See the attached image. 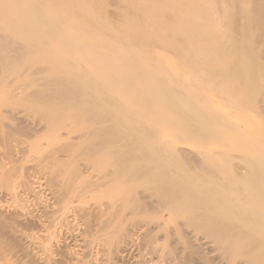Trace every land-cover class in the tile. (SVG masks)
Masks as SVG:
<instances>
[{
    "label": "bare ground",
    "instance_id": "bare-ground-1",
    "mask_svg": "<svg viewBox=\"0 0 264 264\" xmlns=\"http://www.w3.org/2000/svg\"><path fill=\"white\" fill-rule=\"evenodd\" d=\"M0 90L2 139L30 133L6 125L29 116L53 142L71 127L72 142L47 151L48 173L60 201L76 198L96 214L91 228H103L108 245L116 234L118 245L129 239L123 217L144 209L143 188L158 210L213 237L226 259L241 247L249 264L264 263V0H0ZM163 128L201 149L163 140ZM83 158L96 181L81 182ZM102 188L107 208L88 206ZM177 241L188 252V240ZM178 247L162 256L176 258Z\"/></svg>",
    "mask_w": 264,
    "mask_h": 264
},
{
    "label": "rangeland",
    "instance_id": "rangeland-1",
    "mask_svg": "<svg viewBox=\"0 0 264 264\" xmlns=\"http://www.w3.org/2000/svg\"><path fill=\"white\" fill-rule=\"evenodd\" d=\"M24 74L25 75H22L19 78L18 82H22L23 80L28 81V77L30 79V76H26L29 75V73L27 74L26 72ZM0 91V94H2L3 91ZM30 117L33 116H29L28 118L24 119L21 118L23 120H29H25V122L21 121L23 124L20 123L19 120H11L12 122L8 120L6 123L7 126H17V124L22 125V127L25 126V128H27L28 132L30 133H28L27 131H25V133L27 132L28 134L24 135L15 133V135L13 134L9 140L2 139L0 133L1 264H3L1 260H4L3 258L5 257L6 260L9 258V260L12 262H10L11 264H47V262L48 264H99L100 262H102V258L104 259V257H108V261H103L102 263L109 264L110 260L112 261V259L114 257L116 258V256H120V258L117 257L119 259H115L116 261L113 260L115 261L114 264H231L233 261L235 262V264L248 263L249 257L245 252L246 250L243 251L246 255L244 253V255H240L239 252L241 251V247H239V249L237 250L236 245H234V249L236 248L234 251L236 252L233 253L237 254V252L239 251V255L237 254L235 256L233 254L235 256V260L229 262V258L231 256L233 257V255H229V258L226 259L227 256L225 257V254L223 255L221 246H219V244H215L216 241L215 239H212L213 237L211 238L210 235V237H208L207 234H202L201 232H198L197 229L191 226H184L182 219H172L168 216V214L161 211L162 209L158 210L159 206L155 205L156 203L154 198L149 195V193L147 195L144 194L143 188H138L136 190V195L138 196V198H142L144 196V200L141 202V204L143 205V203H145L147 200L146 204H144L147 209L145 207L144 209L142 208L144 211L141 210V213L139 212L137 213V215H131L129 211L125 213L126 215L123 214V216L125 215L123 217L125 219L124 228L127 229V236L129 239L125 241V243H121V245H118L119 242L116 234V237H113V239L111 237L110 245H108V241L105 236L107 232L105 233V230H102L103 228L98 226L99 221L96 222L95 220L97 219L93 217V214L95 213H93L92 215L83 214L84 212H82V208L84 207L85 203L84 205L81 203L78 204L76 198H74V201H70L72 203L68 202L69 204H66L63 200L60 201V185H58L60 184V182H57L59 179H56V181L48 173L49 162H47L46 160V155L49 152L47 153V151L53 149L54 146H58V144L62 145L65 142H69L68 140L66 141V139H69L68 136L71 131V127H68V125H66L67 127L64 129L63 126V128H61L57 133L59 138H56L59 140V142H53L52 139L48 140L49 137L48 135L46 137L45 132H42L43 126L36 125L37 122H34V117L32 120L30 119ZM259 118L260 117L258 114L253 115V119L255 120H258ZM234 120L235 122L238 121L237 119ZM32 125H34V127H32ZM28 135H37V137H33L34 139H31ZM43 135H45L44 137L46 138H44ZM73 136L74 138L76 137L74 134ZM73 136H71L72 139ZM164 136L173 140L179 148L185 150L187 149V152L190 151L191 154L201 149L196 143H177L175 138L172 137V134L166 128L162 129L161 138H163V140ZM28 137L30 138V140ZM72 139H69L70 142H72ZM77 140L74 141L81 142L80 140ZM208 147L215 150L222 149V147L220 146L210 145ZM57 155L63 156L60 153H58ZM234 161H232L233 167L236 168L237 166L236 169L242 171L243 165L241 166L239 162ZM76 163L79 165V173H85V176H82L85 177L83 178V180L85 179V181L82 180L81 182H86L87 180L94 182L98 179V171L94 168V166H92V163L87 162L84 158L80 159ZM242 172H244V170ZM101 192L103 194L100 195L99 193ZM101 192L92 195V197L90 195V197L88 196V206L93 207L95 205V202L98 201L103 205V210L104 208H107L104 207V204L110 202L112 198L108 196L105 188H102ZM141 194L143 195L142 197ZM119 195H121V193ZM89 203L92 205H90ZM151 205L154 208H152ZM63 206L65 207L64 209L66 210L65 212L68 216L66 214L64 216V210H62ZM109 214L111 215V213ZM109 214L107 216H105L104 214V216L101 215V219L105 220L106 218L104 217L109 218ZM84 215H86V217L92 216L94 218V221L98 223L97 225L95 223V226L97 228L99 227L100 229L102 228L101 230H97L96 228V230L101 232H96L95 229L93 230L94 224H91L94 222L93 219L90 217L93 221L92 222L90 221V218L87 217V219ZM59 216H62L63 218L59 219ZM56 218H58V220H56ZM53 219H55V221ZM64 219H67V224L63 223V221H59ZM153 219L154 221H152ZM50 221L55 222L53 223V225L55 224L54 226L56 230L51 229L52 226L50 225L52 224H50ZM68 221L70 222V224L68 223ZM87 221L89 223H87ZM59 222L63 223L62 226L61 224H59ZM56 224L59 226H57ZM91 225H93V228H91ZM87 227L90 229V231ZM91 230H93V233L91 232ZM113 230L112 232L116 233V229ZM102 233L104 236L102 235ZM180 237H184L185 240H188L187 243L190 244L188 252L190 251V253L178 247L179 243L177 240ZM93 239L96 241V243H94L95 241H93ZM99 240L105 241L104 244H102L103 242L101 241L100 243L108 248L105 249L108 253L107 256H103L106 253L104 250L105 247L102 245H97L100 244ZM91 242L95 244L92 245V248L89 245ZM176 242L178 244H176ZM42 243L44 244V246L50 243V246H46V251L44 250L45 247ZM42 246L44 247L43 249H41ZM100 246L101 250L99 249ZM177 247L178 252L177 254H175V250L177 249L174 248ZM165 248L168 250H170L171 248V250L174 249L175 252L173 251L174 254H172L176 255V258L173 256L167 257V255L162 256V251L165 250ZM179 248L185 253L179 251ZM120 249H122V251H119ZM48 250L49 252L47 253ZM107 250L112 251H110L111 253H109ZM194 250L197 251L195 252ZM50 252L52 255L48 256L50 255ZM102 253L104 254L102 255ZM117 253H119V255ZM187 253L189 254V256ZM45 254H47L46 256H48V259L47 257L45 258ZM109 254L114 255L113 258L110 259L111 256ZM44 260L46 263L44 262ZM225 260L228 263L225 262ZM113 261L110 264H113Z\"/></svg>",
    "mask_w": 264,
    "mask_h": 264
}]
</instances>
